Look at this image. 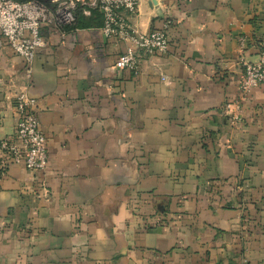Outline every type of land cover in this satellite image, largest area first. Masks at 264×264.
<instances>
[{"label":"crops","instance_id":"0c3cea01","mask_svg":"<svg viewBox=\"0 0 264 264\" xmlns=\"http://www.w3.org/2000/svg\"><path fill=\"white\" fill-rule=\"evenodd\" d=\"M127 25L169 22L165 54L102 27L44 31L29 67L0 35V142L36 101L45 171L4 166L0 264H264V0H140ZM228 106L230 108H228Z\"/></svg>","mask_w":264,"mask_h":264},{"label":"built area","instance_id":"2783aa9c","mask_svg":"<svg viewBox=\"0 0 264 264\" xmlns=\"http://www.w3.org/2000/svg\"><path fill=\"white\" fill-rule=\"evenodd\" d=\"M140 0H0V35L12 52L30 67L36 54L46 46L44 31L64 37L65 28L76 22L81 9L84 16L93 11L102 14V30L106 36H119L130 46L115 63L117 70L139 69V52L146 55L165 54L170 48L167 22L162 30L141 34L131 29L123 16L134 13ZM240 91L247 96L264 85V45L255 63H243ZM228 108H230L228 106ZM17 125L14 139L0 142L4 166L22 165L31 172L45 171L48 165L47 138L40 128L36 101L26 94L16 98Z\"/></svg>","mask_w":264,"mask_h":264},{"label":"trees","instance_id":"16d2710c","mask_svg":"<svg viewBox=\"0 0 264 264\" xmlns=\"http://www.w3.org/2000/svg\"><path fill=\"white\" fill-rule=\"evenodd\" d=\"M103 26L102 14L98 11H93L91 16L86 17L83 15L82 10L80 9L77 12L76 22L73 26L65 28V31L76 30V29H86V28H95ZM162 30V29H161ZM156 31V30H152Z\"/></svg>","mask_w":264,"mask_h":264}]
</instances>
